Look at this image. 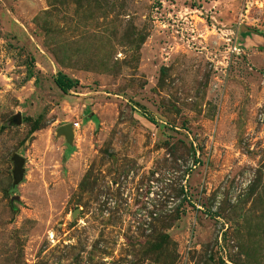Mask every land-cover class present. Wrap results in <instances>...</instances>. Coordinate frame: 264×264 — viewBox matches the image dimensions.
I'll use <instances>...</instances> for the list:
<instances>
[{
    "label": "rangeland",
    "instance_id": "obj_1",
    "mask_svg": "<svg viewBox=\"0 0 264 264\" xmlns=\"http://www.w3.org/2000/svg\"><path fill=\"white\" fill-rule=\"evenodd\" d=\"M0 264H264V0H0Z\"/></svg>",
    "mask_w": 264,
    "mask_h": 264
},
{
    "label": "water",
    "instance_id": "obj_2",
    "mask_svg": "<svg viewBox=\"0 0 264 264\" xmlns=\"http://www.w3.org/2000/svg\"><path fill=\"white\" fill-rule=\"evenodd\" d=\"M57 134H62L67 144H70L72 139V129L69 123L63 124L56 129ZM12 168H11V187L18 184L23 177V164L24 158L17 153H13L10 156ZM16 197V196H15Z\"/></svg>",
    "mask_w": 264,
    "mask_h": 264
},
{
    "label": "trees",
    "instance_id": "obj_3",
    "mask_svg": "<svg viewBox=\"0 0 264 264\" xmlns=\"http://www.w3.org/2000/svg\"><path fill=\"white\" fill-rule=\"evenodd\" d=\"M55 87L60 90L62 93H66L69 89L77 85V80L71 78L70 76L57 71L52 78ZM148 119V118H147ZM149 120V119H148ZM37 127L32 126L31 130H35Z\"/></svg>",
    "mask_w": 264,
    "mask_h": 264
},
{
    "label": "built area",
    "instance_id": "obj_4",
    "mask_svg": "<svg viewBox=\"0 0 264 264\" xmlns=\"http://www.w3.org/2000/svg\"><path fill=\"white\" fill-rule=\"evenodd\" d=\"M76 125V123H73V126H75ZM77 126V125H76Z\"/></svg>",
    "mask_w": 264,
    "mask_h": 264
}]
</instances>
